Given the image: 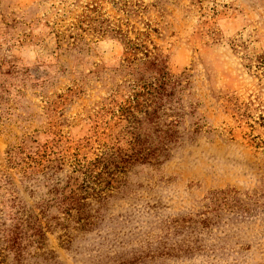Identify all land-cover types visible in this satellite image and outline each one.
<instances>
[{
  "label": "rangeland",
  "instance_id": "1",
  "mask_svg": "<svg viewBox=\"0 0 264 264\" xmlns=\"http://www.w3.org/2000/svg\"><path fill=\"white\" fill-rule=\"evenodd\" d=\"M93 4L172 77L138 122L124 107L150 75ZM0 253L264 264V0H0Z\"/></svg>",
  "mask_w": 264,
  "mask_h": 264
},
{
  "label": "trees",
  "instance_id": "2",
  "mask_svg": "<svg viewBox=\"0 0 264 264\" xmlns=\"http://www.w3.org/2000/svg\"><path fill=\"white\" fill-rule=\"evenodd\" d=\"M90 13H87L86 20L88 22L90 21H97L100 19V24L96 27H94L98 31H105L111 29L114 33V36L117 38L118 41H120L121 45L123 44L124 50L126 54H128V60L132 61L133 59H136L141 65H139L138 68H141V73L143 76L148 73L150 75L149 78H142L139 81H136L133 83V89L134 92L132 93V97L130 100V104L127 107H124V112L128 113L129 118L131 121H139L137 119V115L134 112V109H145L146 114H153L154 111H149V107H151L153 104L157 102V100L162 98V95L164 94L165 90L168 86H171L172 84V77L167 71V65L165 64V61L158 55L155 54L153 49L149 48L147 44H145V40L143 42H134L132 39L128 38L127 34L123 32L121 28H109L107 26H104L105 18H100V14H97L96 16H92L93 13L99 12V7L96 4H93L92 6H89L87 8ZM90 24V23H88ZM100 26L102 28H100ZM104 28V29H103ZM141 54V56H139ZM132 157H140L138 155V152L133 154ZM122 161H127L122 160ZM112 163V162H111ZM120 162L116 163V167H120ZM102 164H105V162H102ZM105 168V171L100 173L98 177H100L99 181H93L95 176L93 175L92 169H87L86 175L90 177V182H87L82 190L85 192L89 191V189H92L93 191H97V188L93 185H97L99 183H104L106 179L103 178L102 174L107 171V168ZM98 179V178H97ZM73 194L69 196L70 200L72 201V204L80 205V199L78 196V193L72 192ZM100 193V191L98 192ZM72 206V205H71ZM70 208H73L70 207ZM35 235L38 236L39 242L42 244L44 240H46V233L44 231L43 226L39 225L36 227V233ZM16 241H14V244ZM1 256V253H0Z\"/></svg>",
  "mask_w": 264,
  "mask_h": 264
}]
</instances>
